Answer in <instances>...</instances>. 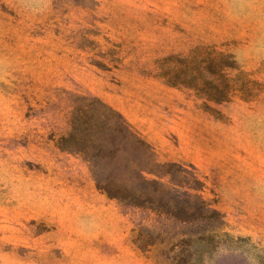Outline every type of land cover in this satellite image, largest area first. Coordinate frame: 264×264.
<instances>
[{"label":"rangeland","instance_id":"obj_1","mask_svg":"<svg viewBox=\"0 0 264 264\" xmlns=\"http://www.w3.org/2000/svg\"><path fill=\"white\" fill-rule=\"evenodd\" d=\"M93 100L165 205L108 198L62 144ZM0 264H264V0H0Z\"/></svg>","mask_w":264,"mask_h":264},{"label":"trees","instance_id":"obj_2","mask_svg":"<svg viewBox=\"0 0 264 264\" xmlns=\"http://www.w3.org/2000/svg\"><path fill=\"white\" fill-rule=\"evenodd\" d=\"M95 105H101L103 108L104 120L95 128L92 115L85 121H80L78 117L74 118L71 132L67 138L61 140L62 144L75 147L76 154L89 162L96 187L108 198L150 211H153V207L157 204L165 205L166 191L159 189L160 184L155 179L147 178V176L155 177L152 166L115 160L127 150L149 154L148 146L137 137L120 115L107 106L93 100L86 108H90L91 111ZM115 140L118 144H115ZM188 198L191 204L198 203L201 208L197 214L184 212L187 219L197 217L207 223L216 215L198 196L193 195Z\"/></svg>","mask_w":264,"mask_h":264}]
</instances>
